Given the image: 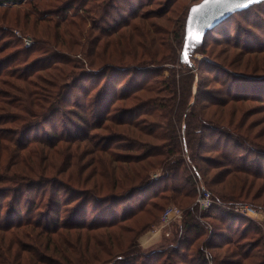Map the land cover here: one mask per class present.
<instances>
[{"label": "trees", "instance_id": "16d2710c", "mask_svg": "<svg viewBox=\"0 0 264 264\" xmlns=\"http://www.w3.org/2000/svg\"><path fill=\"white\" fill-rule=\"evenodd\" d=\"M13 7L19 8L11 13L5 23L9 22L11 28L21 27L28 31L32 35L33 42L29 48H25L21 42H15L13 47L17 49L16 55L6 56L5 61L15 71H5L3 75L0 73V77L7 76L16 82L10 86L13 93L11 96L8 94L9 91H3L1 85L5 83L0 81V264H48L40 255H59L60 251L57 247L62 245L63 232H67V235L73 239L85 238L91 245L98 247L102 253L110 257V246L119 239L118 237L115 239V231L117 230L121 235L131 232L123 225L125 222L138 213H146L150 221L143 231L155 225L157 216L151 212L159 211V206H152L151 211L144 212V210L147 201L157 196L155 191L151 190L157 189L155 188L157 185H163L162 193H169V196L164 198L167 202H175L183 210L181 229L186 233L198 229L194 217L196 212L194 180L203 182L211 195L209 186L221 187V190H217L221 202L232 203L242 197L240 192L243 186L248 187L245 182L246 176L240 178L237 172H232L235 168L222 169L218 176L210 174L209 171L217 169V166L209 160H203L198 154L204 143L208 141L207 132H211L210 128L227 132L233 126L234 114L225 111V107L227 108L230 102L216 103L209 100L202 104L196 91V95L192 98L194 102L184 116L192 96L193 79L189 69L180 68L176 76L170 75L161 80L168 103L175 105L178 102L175 114L169 111L164 114L166 113V111L162 112L164 99L155 96V89L146 84L147 81L134 84L131 79L127 85L126 82L123 85L112 84L113 75L117 74V78L122 69H127L112 66V62L118 64L123 61L121 54L108 55L99 52V55L94 57L93 51L97 48L98 37L93 38L91 34L84 37L80 33L77 37L75 35V31L85 25L87 17L84 15L94 14L104 25L99 27V31L103 33L102 40H105L107 50V45L115 39L120 41L117 46L130 45L127 41H121L126 38L121 30L127 29L138 33V39L141 40L134 47L141 51V55L138 57L132 49L127 54L130 60L138 58L140 63L147 61L153 65L164 62L174 63L175 54L172 47L166 48L163 53L159 52L160 48L164 49L161 41L156 38L160 32L154 23L148 22L156 16L150 17L151 14L148 12L142 14L137 11L143 9V4L138 5L135 11H130V8L122 10L128 18L119 17L121 21L118 23L105 21L109 14L118 13L114 0H0V9H7L5 14ZM79 11H83L84 14H78ZM185 19L186 13L177 26L176 45H183ZM218 26L205 34L202 44L197 48L203 45L206 36ZM11 36L1 32L0 43ZM77 38L78 40L84 38L83 45L88 46L85 53L84 50L80 52L88 69H92L97 61L104 66L96 74V77L102 80L101 84L89 81L91 88L79 84L71 70L81 66L78 61L69 57L74 55V48L81 46ZM4 43L0 44V51L10 48L9 43L8 45ZM168 50L169 52L166 53ZM16 57H22V60H17ZM91 57L93 58L89 61ZM39 59H43L44 62L48 60L44 68H26L30 66V62L38 61L34 62L33 67L41 63ZM21 64H24L25 68H13L20 67ZM181 80L184 81V85H181ZM129 85L134 87L130 88ZM261 93H258L260 96L258 99L259 103L264 105V95ZM117 102L134 108V111H141L151 105L160 108V111L157 109L158 112L146 111L144 113L146 125L139 126L137 122L124 119L126 112L119 109L115 111ZM64 106L76 109L71 110L74 111L71 112L72 115L78 119V122H70L72 131L63 126L64 132H61L63 134H43L39 138H32L33 140L26 138L40 125L45 123L50 125L59 114H65L66 112L62 110ZM214 107L219 110L211 115L203 114ZM169 114L174 115V123L168 117ZM149 116H152V123L146 119V117L150 119ZM156 117L169 122L171 129L163 128L159 122L155 123ZM184 117L182 133L180 123ZM115 119L118 121L116 122ZM110 124L118 127L130 126L129 135L139 142L138 146H129L127 151L132 154L120 156V153L113 151L109 145H98L91 141L93 138L89 135L93 136V133L102 137L115 135L110 131ZM182 140L186 143V151L182 148ZM63 143L72 146L68 152L70 154L68 158L71 160L75 157L81 159L83 152L78 154V149L83 143H88L84 148L87 151L86 155L90 157L88 160L90 162L84 168L89 173L83 178H78L82 174V168L76 164L73 170L76 175L66 180L55 177L62 173L60 170L62 166L56 168L52 161L49 162L50 171L31 165L34 160H41L44 157L49 160L52 150ZM8 145L18 146V149L15 147L10 149ZM140 148H142L141 152ZM72 149L74 150L71 152ZM43 153H46L45 156H42ZM56 153H62V149ZM21 155L23 157H20ZM218 155L226 163L235 159L233 156L225 158L223 152ZM15 160L17 165L14 167ZM196 162L203 163V167L197 166ZM231 169L233 170L230 171ZM156 171H160L161 174L158 180H153L151 174ZM229 175L234 182L225 181ZM168 181H171L170 187L166 186ZM135 195L138 198L136 203L133 201L132 204L123 206L118 217L115 210L107 208L109 205L115 207L118 201H129ZM228 213L229 216H235L231 212ZM23 241L28 242V245L31 243L34 249H22ZM235 247H232V251L227 249L224 254L222 253L220 260L215 264H229L226 261H229L228 258L235 252ZM248 254L246 258L256 257L254 254L249 256ZM200 255L201 252L192 254L193 261L210 264L209 259L205 260ZM233 256L237 255L233 254ZM83 259L84 262L81 263V259L78 264H94L87 262L89 260L87 257ZM96 260H101L98 255L93 259L95 262Z\"/></svg>", "mask_w": 264, "mask_h": 264}, {"label": "rangeland", "instance_id": "374dc122", "mask_svg": "<svg viewBox=\"0 0 264 264\" xmlns=\"http://www.w3.org/2000/svg\"><path fill=\"white\" fill-rule=\"evenodd\" d=\"M8 1V0H4ZM201 0H114L117 10V15L111 13L108 18H105L108 23H118L121 18H128L127 15L122 12L129 9L130 11L137 10L138 5L143 4V9H139V13L148 12L151 14L150 17L156 16V18L150 19L149 23H154V26L160 32L156 35L159 42L163 44L164 49L159 50V52H165V49L172 47L175 54L174 63H161V64H149V62H142L137 58L135 60H130L127 56L130 50L134 49V53H137L139 57L140 50L135 47L136 43L141 40L138 39V33L127 31V29H122L121 33H125V40L122 42H128L117 46L120 43L119 40L115 39L112 43L107 45L108 50L105 46V40H102L103 33L99 31V27L104 26L100 21L98 16L94 14L84 15L87 17L85 19V25L80 26L79 30L75 31V35L80 33L82 36L91 34L93 38L98 37L96 41L97 48L93 51L95 57L100 53L104 54H121L123 61L118 64L112 62V66L115 68H127L122 69V72L113 75L111 82L112 84H121L129 80H133L134 84L141 81H147L146 84L151 85L156 92V97L159 99H164L162 107V112L167 111L175 114L178 109L177 103H168L167 95L164 94L163 86L161 80L170 77V75H177L180 72V68H187L192 72V96L189 99L188 106L185 110L184 116L189 111L192 106L194 99L193 96L196 95V91L199 94V102L204 104L205 102L212 100L216 103L230 102L225 107V111H230L233 113V126L227 130V132L218 131L216 129L210 128L211 132H207L208 141L204 143L202 149L199 150L198 154L203 160H209L217 166V169H213L210 174L219 175L222 169L235 168V171L240 176V178L247 179L245 181L247 186H243L242 194L240 199H236L232 203H227V201H220V194L217 190H221V187H211L209 190L212 192L214 200L213 208L209 212L200 211L197 205L194 204V209H196L194 217L196 218L195 225L198 226L197 231L192 230L186 233L182 230L183 218L180 221L171 220L168 223H164L162 220V212L168 207L174 206L182 212L177 203L167 202L164 198L169 196L168 192L162 193V186L157 185V189H151L155 191L156 197L150 201H147V206L144 212L153 210L152 206H159V211H153L151 213L157 216V221L154 226H151L143 231L145 225L150 221V217L146 213H138L135 217L125 222L123 225L126 227L127 231H131L125 235H121L115 231V239L118 237L116 242L110 246V257L102 253L98 247L91 245L85 238L73 239L67 235V232H63L62 245L57 247L60 251L59 255L46 256L44 254L40 255L44 261L48 264L62 263V264H78L79 261L84 262V257L89 260L87 262L94 264H202L198 261H193L194 257L192 254L202 253L205 260L209 259L210 264H215L220 260L222 253L229 249L232 251V247L236 246V250L232 253L231 257L228 258L229 264H264V105L259 103V94L264 95V2L256 7H253L242 13H234L229 19L222 25L218 26L212 33H209L204 43L201 47L194 49L192 52L188 53V62L181 59L182 44L176 45V36L178 33V24L182 21L183 16L188 13L190 6L200 2ZM6 5V4H4ZM15 6V5H13ZM7 8V7H5ZM19 7H13V9H0V33L4 32L11 37H6L3 40L5 45L10 44V48L0 51V73L3 75L5 71L13 72L14 69L5 63L6 56L13 54L16 55V50L14 46L15 42H21L23 45V38H28L32 45V35L24 30L23 28H11L7 20L10 18L13 11L18 10ZM78 14H84L83 11H79ZM101 15V14H100ZM99 15V16H100ZM186 20V19H185ZM132 22V21H131ZM185 26V25H184ZM78 40V38H77ZM131 40V41H129ZM80 41L81 46L74 48V55L72 58L78 61L81 66L71 69L73 74L76 76L79 84L91 88L89 81L99 82L100 81L96 74L100 69H102L100 62L97 61L92 69H88L87 65L83 62L80 52L84 50V53L88 50V46H84V38ZM0 43V44H3ZM30 46H25L29 48ZM124 48V49H123ZM15 51V52H14ZM132 52V53H133ZM169 50L166 52L168 53ZM76 54V55H75ZM126 54V55H125ZM93 57L88 60L91 61ZM17 60H22V57H16ZM114 56L112 58V61ZM42 62L35 65L38 61L30 62L26 68H44L47 65L48 60L44 62L43 59H39ZM6 68V69H5ZM13 68H25L24 64L20 67ZM45 71V70H43ZM42 71V72H43ZM184 76V75H183ZM46 79L44 78L43 81ZM1 85L3 91L8 94L13 95L10 86L16 84L15 80L7 77H0ZM181 85H184V81H180ZM7 85V86H6ZM90 86V87H89ZM132 86V87H131ZM128 87L133 88L134 85H129ZM16 95V94H14ZM17 97V96H16ZM231 99V100H230ZM249 99V100H247ZM263 101V100H262ZM264 102V101H263ZM167 106V107H165ZM115 111L117 109L126 112L124 119L131 120V122H137L138 125L144 126V114L146 111L149 113L158 112L160 108L154 106L144 107L141 111L131 108L127 105L121 103L115 104ZM156 109L158 111H156ZM65 114H59L54 121L49 124H42L33 132L28 134L26 138L34 139L43 136V134H63V126L67 127L68 130L72 131L70 122H78L71 112V110H76L73 107L64 106L62 108ZM70 110V111H69ZM217 108L208 109L203 114L211 115ZM227 113V114H229ZM144 114V115H143ZM171 114V113H170ZM168 117L174 123V115ZM152 116H149V120L152 123ZM117 119H115L116 121ZM184 120L180 123V128L182 133L184 130ZM118 121V120H117ZM116 121V122H117ZM170 121V122H171ZM159 122L162 124L163 128L171 129L169 122L156 117L155 123ZM165 123V124H164ZM136 124H133V126ZM174 125V124H173ZM111 129L115 135L111 134L106 137L102 135H96L93 133L91 136L92 142L98 145H109L110 148L122 154H132L127 150L129 146H138L139 142L129 135L131 133L130 126H120L110 124ZM175 126V125H174ZM25 127L21 131L23 133ZM208 129V128H207ZM183 137V136H182ZM32 139V140H33ZM17 137L15 138V141ZM182 140V148L186 151V143ZM33 142V141H31ZM88 143H83L80 147L79 153H82L80 158L69 157L70 149L72 146L66 144H59L57 148L52 150L49 160L39 159L34 160L31 165L39 166L41 169H47L50 171V161L55 165L56 168L61 167L62 173L59 176L60 180H66V178L75 176L76 174L73 170L78 167L82 168L81 176L78 178H83L88 174V170H85L84 166H87L90 161V157L86 155L85 145ZM7 146V145H6ZM17 148L18 146H10ZM32 145L29 146L31 148ZM70 147V148H69ZM73 148H75L73 146ZM153 148V147H151ZM18 149V148H17ZM40 149V148H37ZM62 149V153H56ZM74 149L71 150V152ZM42 151V150H37ZM142 151V148L139 149ZM47 152V151H46ZM223 152L226 157L233 156L232 162L226 163L223 158L219 157V153ZM46 154V153H45ZM43 153L42 156H45ZM75 155V152L73 153ZM189 157V152H187ZM186 156V155H185ZM20 157H23L21 155ZM186 159V157H185ZM18 160V159H17ZM188 160V159H187ZM22 161V160H18ZM88 161V162H87ZM197 166H202L203 163L196 162ZM16 160L14 161V167L16 166ZM220 166V167H218ZM19 168V167H18ZM253 173H251V172ZM189 172V171H188ZM243 172H246L245 175ZM193 173V172H191ZM161 172L156 171L151 174L153 180H158ZM190 174V172H189ZM212 176V175H209ZM258 177V178H257ZM77 178V177H76ZM202 178V176H201ZM200 181V180H199ZM226 182H234L232 176H227ZM203 183V182H201ZM204 185V184H203ZM166 186H171V181L166 183ZM247 194V195H246ZM137 195L130 198L129 201H118L116 206L111 205L107 208L115 210L118 213L117 217L121 215L119 212L122 211L123 206L136 203ZM151 204V205H150ZM248 206L256 210V215L254 216H243L240 214H235L232 210L237 206ZM233 213L235 216H229V213ZM230 213V214H231ZM228 215V216H227ZM144 226V227H143ZM67 238L65 239V237ZM134 244V245H133ZM22 249L31 250L34 246L28 242L23 241L21 246ZM228 251V253H230ZM249 253V254H248ZM236 254L237 256H233ZM239 254V255H238ZM248 254H254L256 257L254 259L246 258ZM98 255L99 259L93 261L94 257ZM24 257V256H22ZM25 258V257H24Z\"/></svg>", "mask_w": 264, "mask_h": 264}, {"label": "water", "instance_id": "95a60500", "mask_svg": "<svg viewBox=\"0 0 264 264\" xmlns=\"http://www.w3.org/2000/svg\"><path fill=\"white\" fill-rule=\"evenodd\" d=\"M262 2H264V0H225L224 3L219 5H209L207 8H203L196 13H193V9L202 5L204 0L190 6L185 20L181 59L183 61L188 59V53L192 52L202 44L204 36L208 31L218 26L234 13L247 10ZM190 24H192L199 32V42L190 41L188 39V29Z\"/></svg>", "mask_w": 264, "mask_h": 264}, {"label": "built area", "instance_id": "2783aa9c", "mask_svg": "<svg viewBox=\"0 0 264 264\" xmlns=\"http://www.w3.org/2000/svg\"><path fill=\"white\" fill-rule=\"evenodd\" d=\"M22 40L25 46H30L31 42L28 38H23ZM194 181L196 190L195 205H197L200 211H206L210 209L215 202L211 193L205 188V186L197 179ZM232 212L243 216L256 215V210L254 208L245 205L235 207ZM181 219L182 212L174 206L168 207L162 214V220L164 221V223H168L171 220L180 221Z\"/></svg>", "mask_w": 264, "mask_h": 264}, {"label": "snow or ice", "instance_id": "6c2138e0", "mask_svg": "<svg viewBox=\"0 0 264 264\" xmlns=\"http://www.w3.org/2000/svg\"><path fill=\"white\" fill-rule=\"evenodd\" d=\"M224 2L225 0H204V3L202 5H200L198 8L193 9V13H196L203 8H207L209 5H219ZM188 32V39L190 41L199 42L200 34L192 24L189 25Z\"/></svg>", "mask_w": 264, "mask_h": 264}]
</instances>
